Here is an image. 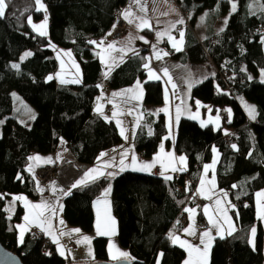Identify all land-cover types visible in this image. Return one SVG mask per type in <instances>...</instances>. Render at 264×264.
<instances>
[{
    "label": "trees",
    "instance_id": "1",
    "mask_svg": "<svg viewBox=\"0 0 264 264\" xmlns=\"http://www.w3.org/2000/svg\"><path fill=\"white\" fill-rule=\"evenodd\" d=\"M127 0H41L47 18V36L33 32L27 19L42 18L35 0H5V14L0 17V243L16 254L22 264H71L56 253L43 252L40 236L29 232L21 243L16 225L23 210L18 203L8 216L5 199L24 195L38 197V184L26 171L33 154L54 151L62 140L72 157L81 164H92L98 154L122 142L115 125L94 114V98L101 89L118 88L132 82L142 55H129L103 78L92 38L103 35L111 26L118 6ZM182 13H199L218 4L219 14L229 11L230 2L236 11L229 12L227 24L217 32L189 43L185 56L190 63L210 59L216 72L194 85L191 101L210 105L227 114L223 127H201L194 120L177 122L173 150L186 157V168L178 177L166 180L154 174L124 170L110 182L100 177L94 182L70 189L62 199L64 221L84 233L92 229V200L111 183L110 203L117 223V241L127 250L126 264H153L160 252L159 264H179L183 251L170 243L166 231L179 210L191 203L200 166L210 159V149L219 153L215 169L219 189L228 193L233 203L235 230L214 238L209 264H261L264 230L254 212V193L264 187V82L257 75L264 71V0L260 9L250 13V0H174ZM261 28L262 32H257ZM49 44L68 49L76 59L80 80L58 84L46 80L57 71V61ZM31 55L10 65L19 54ZM182 61L181 53L171 52ZM243 69V70H242ZM251 77V79H250ZM143 104L157 106L162 102L158 81L143 82ZM16 93L35 111L34 119L19 124L12 114L11 95ZM253 103L255 119L247 121L239 99ZM229 110V113L225 111ZM148 129L151 131L149 135ZM166 129L161 115L143 113L133 137V149L141 157L151 156L158 148ZM229 136L227 144L225 137ZM236 147L233 148L232 146ZM188 181V187H185ZM235 185V187H234ZM68 191V192H69ZM244 202V206L240 203ZM255 225L254 247L248 243ZM50 248L52 246L50 244ZM94 261H109L106 238H93ZM53 250V249H52Z\"/></svg>",
    "mask_w": 264,
    "mask_h": 264
},
{
    "label": "crops",
    "instance_id": "2",
    "mask_svg": "<svg viewBox=\"0 0 264 264\" xmlns=\"http://www.w3.org/2000/svg\"><path fill=\"white\" fill-rule=\"evenodd\" d=\"M126 2L127 4L120 8V16L128 25L125 34L119 39H111L110 35H108V33L112 32L113 30V27L111 26L103 35L91 39V41L96 42L92 44L97 54L103 78L107 77L112 69L122 61H124L127 56L140 53L142 55L141 61L138 63V70H141L143 73L142 77L135 75L130 84L122 87H103L100 91V94L97 95L107 98L109 111L107 113L103 111L104 105L100 104L96 100L97 96L95 97L92 106L93 113L101 116L105 120L112 122L120 135L121 128L124 129V135H121L122 142L116 146L100 152L95 158L94 162L87 165L78 163L72 157L64 142L62 140H59L54 151L47 154H33L30 156L39 157V160H33L30 159V157L28 158V162L25 168L26 171L30 174L34 173L39 167L43 165L56 164L58 166L56 175L50 182H48L46 185L37 186V188L39 187L40 189H43L42 192L38 191V197L32 200L24 195L11 196L10 201L12 202V204L10 205V208L7 205V198L5 199L4 203L8 216L12 215L16 203L22 206L23 213L20 221L16 225L17 235L21 231L18 226L25 227L23 235L29 232L30 228H35L36 230H38L40 235L51 244L54 253L67 260L71 264H85L94 261L92 241L93 238L96 237L106 238V254L109 261H117L111 259L110 251L111 254H116V250L119 249L120 251L127 253V250L122 248L117 241V223L113 216L110 203V182L118 173L121 172L119 169L121 153L125 151L127 152V158L125 159V164L127 165L132 164V156L134 155L137 160V167H139V165L142 163H152L155 157L160 156L167 169L163 171L162 175L161 163L157 161L150 170L134 171L132 170V167H128L125 170L154 174L160 177H172V174L174 172H183L179 170L171 171L172 167H176L177 169L183 168L185 170L187 164L186 157L182 154L176 153L172 148L176 135V109L178 106L181 108L180 118H188L194 120L199 126H201V124L203 123L204 126L210 125L213 129L221 128L223 134L229 133V130L223 127V122L219 118L217 110H214L210 105L204 104L198 100L191 101L190 97V91L194 85L207 78L214 77L216 70L212 62L210 61V59H206L205 61L200 63H190L183 56H185L187 47L190 42L195 40L199 42L200 39L217 32L225 25V20H227L228 13L232 12V3L234 2H230L228 13L221 15L219 14L218 4H215L211 9L203 10L199 13H182L175 1L172 0H141V3L146 8V12H140L139 7L135 3H133V0H127ZM125 9H131V11L136 16L145 17L152 25L151 29L145 28L138 31L135 27V23L129 24L123 18L122 13L125 11ZM165 12H167L168 14L161 15V13ZM202 17L204 18L203 21L201 20ZM181 19L184 20V23L177 24L176 28L171 30V35L177 41L180 40L179 32L181 30L184 32L183 43L182 45H179L181 47V50L176 51L172 47V43L168 40L167 35L160 37L158 41L157 32H164L166 29H168L171 23H175L176 21ZM178 26H181V29H178ZM130 37V47L134 49V51H128L123 55L122 60L121 54L119 52H111V54L109 55V53L105 51L109 43L118 42L116 44V47L120 48L128 43ZM139 37H143L144 39H139ZM145 40L147 41V43L144 42ZM101 41H103L102 45L100 43ZM153 45H155V50L161 53L162 59L157 60L155 58ZM165 52L168 53L167 56H163V53ZM171 52L181 53L183 60L180 61L172 58ZM101 56L104 57L103 63L101 61ZM145 64H148L149 67L145 68ZM165 67L169 70V75L172 77V83H175L177 85L175 90L172 88V85L170 83H167V77L163 75V69ZM149 68L152 70V72L156 73L161 78L150 79ZM189 78H191V80L193 81V85L191 88L188 87ZM52 79L55 81V83L58 84L77 83L73 81L80 80V71L79 74L73 73V75L67 72L63 74V76L55 75L52 77ZM61 81L64 82L62 83ZM145 81L160 82L162 88V102L160 105L149 106L143 104L142 85ZM258 81L264 82V79H258ZM138 83L140 85L139 88H137ZM174 91L175 95H173ZM114 93H122V95L114 96ZM133 96H138L139 99H132L131 97ZM197 102H199V106L197 105ZM239 103L245 113L247 121L253 120L249 118L246 108H243L241 98L239 99ZM244 105L251 106L247 103H244ZM225 111L229 113V110L225 109ZM114 112L117 115L114 116ZM143 113H149L154 117L161 115L164 119L166 129L165 136L160 140L157 150L147 158L141 157L133 149V137L138 125L140 124ZM193 116H195V119L191 118ZM118 120L121 122L119 125L117 124ZM149 131L150 129H148V132ZM165 137H168V139H165ZM162 144L163 150L161 149ZM212 147L210 149V159L207 162L201 164L198 178L194 186L193 198L199 200L200 206L197 207L192 202L186 203L184 205V209L188 208L195 210L191 214L192 219H189L190 214L188 212H185L186 223L184 227L178 230L170 226L166 231V236L169 239L170 243L182 249L184 253L183 258L179 264H185V261H190L191 264H209L210 248L214 238L227 236L229 235V232L232 233L236 228V224L232 215L233 203L230 201L228 193L223 189H219L217 185L215 169L218 163L219 153L215 147L214 148L216 151L213 152ZM102 153H105L106 155L101 157ZM167 153H172V156L168 157L164 155ZM181 156L185 157V160L183 162L179 160V157ZM105 162H111L112 166L107 168L103 167ZM205 165L210 166L207 172H205ZM30 166L31 171H29ZM94 168L98 169L99 171H103L105 175L100 177H107L110 182L101 192V194L92 200V229L89 233H84L79 228L70 226L64 221L62 216V199L65 196L64 193H67L70 189H72L73 184L84 177L85 172ZM108 173H115V175L109 176L107 175ZM202 178L204 180L203 186L201 185ZM188 184L189 182L185 181V187H188ZM109 188V194L107 195V197H104L103 193L106 189ZM198 189H201L203 194L198 192ZM260 192L261 190L259 189L254 193V212L257 218L258 215H256L255 199L257 197V193ZM18 196L24 197L25 199L14 200V197ZM217 200L221 202L219 206L216 203ZM25 202H27L29 205H36L45 202L50 206H53L54 212L45 213V215L49 218L50 230L52 233L51 235L45 234L39 227L28 224L25 221V216L29 214V209L25 207ZM205 207H207L208 209L207 214H205ZM220 209L226 210V215L229 218V222L225 221L223 215L219 211ZM209 217H212L214 223H209ZM258 220L261 224V219L258 218ZM60 221H63V223L61 224ZM201 222H205L207 224V227L205 229L200 228L199 224ZM98 225L100 231L114 232V234L99 235L97 233ZM47 226L48 225H46V227ZM190 226L191 230L195 233L193 235H189L187 232H185V229H188ZM76 229H78L79 231H73ZM61 232H64L65 235H60ZM204 232L209 233V237L204 238L205 243H210V247L208 248L206 256H201L200 254L193 252L190 257L187 245L190 244L203 250L205 245L201 244L200 236ZM53 237L56 238V242H54ZM84 237L88 238V242H84ZM175 237H179V240H177L176 243H173V239ZM180 241H185V246L182 247ZM110 243L115 246L111 250L109 247ZM262 251L264 261V240ZM159 261L160 252L157 253L153 264H159Z\"/></svg>",
    "mask_w": 264,
    "mask_h": 264
},
{
    "label": "snow or ice",
    "instance_id": "3",
    "mask_svg": "<svg viewBox=\"0 0 264 264\" xmlns=\"http://www.w3.org/2000/svg\"><path fill=\"white\" fill-rule=\"evenodd\" d=\"M35 3L38 6L37 9H36L37 11H39V10L44 8V5L41 3V0H35ZM133 3H135L139 7L140 12H146V8L141 3V0H133ZM6 7H7V4H6L5 0H0V17L4 16ZM262 10H264V8H262ZM235 11H236V4L232 3V12H235ZM45 13H46V10H45ZM167 14H168L167 12L161 13V15H167ZM122 16L129 24H134L135 23V27L137 28L138 31L139 30H143L145 28L151 29V27H152V25L149 23V21L145 17L136 16L131 11V9H125V11L122 13ZM203 19L204 18L202 17L201 20L203 21ZM28 22H29V24L32 23L31 17H29ZM183 23H184L183 19L178 20L175 23H171L169 25L168 29H166L164 32H157L158 41H159L160 37L167 35L168 40L172 43V47L176 51H180L181 47L179 45H182V43H183L184 32L182 30L179 32L180 40L177 41L171 35V30L175 29L177 24H183ZM225 24H227V20H225ZM115 27H116V25L113 26V30L115 29ZM45 28H46V22L42 23L40 25H33V29L38 31L40 36L46 35ZM221 31H223V29H221ZM108 35H111V32H109ZM139 39L143 40L144 38L143 37H139ZM144 42L147 43L146 40ZM262 42H264V38H262ZM90 43H96V42L95 41H90ZM100 43L102 45L103 41H101ZM117 43L118 42L109 43L107 45L105 51L108 52L109 55L111 54V52H119L121 54V60L123 59V55L126 54L128 51H134V49H132L130 47V45H131V37L129 38L128 43L125 44L124 46L120 47V48L116 47ZM153 49H154V52H155V58L157 60L162 59L161 53L155 50V45H153ZM29 55H31V53H25V57H27ZM66 55H70V53H66ZM167 55H168L167 52L163 53V56H167ZM22 59H23V57H22ZM101 61H102V63L104 62V57L103 56H101ZM12 67L13 68H18L19 65L13 64ZM144 67L148 68L149 66H148V64H145ZM163 75L165 77H167V83H170L172 85V88L175 90L177 85L175 83H172V77L169 75L168 68L165 67L163 69ZM262 76H264V71H262ZM149 78L150 79H160L161 77L159 75H157L156 73L152 72V70L149 68ZM49 79H52V77H49ZM250 79H251V77H250ZM61 82L63 83L64 81H61ZM73 82H79V81L76 80V81H73ZM195 82H199V81H195ZM192 85H193V81L191 80V78H189L188 87L191 88ZM139 87H140V85L138 83L137 84V88H139ZM126 91H132V90H126ZM166 94H167V89H166ZM113 95L114 96L122 95V93H114ZM173 95H175V91L173 92ZM131 98L132 99H139L138 96H133ZM197 105L199 106V102H197ZM245 108H246V110L248 112L249 118L250 119H255V115H256L255 108L252 107V106H248V105H245ZM98 111H99V109H98ZM113 115L115 116L117 114L114 112ZM180 115H181V108L178 106L177 109H176V121L177 122L179 121ZM32 118L34 119V116ZM191 118L195 119V116H193ZM120 123L121 122L118 120L117 124L119 125ZM201 126L202 127L204 126L203 123L201 124ZM121 135L122 136L124 135V129L123 128H121ZM149 135H151V131H149ZM125 139H126V137H125ZM165 139H168V137H165ZM232 147L235 148L236 146L233 145ZM161 149L163 150V144L161 145ZM215 151H216L215 148H213V152H215ZM104 155H106V154L102 153L101 157H103ZM164 155H166L168 157H171L172 153H167V154H164ZM126 158H127V152L125 151V152L121 153V158H120V161H119V169H120L121 172H123L128 167H132V170H134V171L150 170L155 165V163L157 161H159L161 163V168H162V173L161 174L162 175H163V171L167 170L166 166H165L164 162L161 160L160 156L155 157L154 161L152 163H142V164L139 165V167L136 166L137 165V160H136V157L134 155L132 156V164L131 165L125 164V159ZM30 159L39 160L40 158L39 157H30ZM179 160L181 162H183L185 160V157L181 156V157H179ZM111 166H112L111 162H105L104 165H103V167H105V168L111 167ZM209 167H210L209 165H205V172L208 171ZM177 170L184 171L183 168H180V169H177L176 167H172L171 168V171H177ZM29 171H31V166L29 168ZM103 175H105V173L103 171H99L98 169H95V168L94 169H90L87 172H85L84 177L82 179L78 180L75 184L72 185V188H76V187H79L81 185H86L87 183L94 182L96 179H98L100 176H103ZM107 175L114 176L115 173H108ZM164 178L166 180L172 179L171 176H164ZM213 180H214V178H213ZM203 184H204V180L202 178L201 179V185L203 186ZM234 187H235V185H234ZM37 190L41 191V192L43 191V189H40L39 187H38ZM109 192H110V188L106 189L105 192L103 193V196L107 197ZM198 192L203 194L201 189H198ZM64 194L68 195V194H70V191L67 192V193H64ZM257 197H258V218L264 220V203H261L260 199H259V198H264V192L257 193ZM2 198L3 197L0 196V199H2ZM24 199H25L24 197H19V196L18 197H14V200H24ZM216 203L219 206V204L221 202L219 200H217ZM25 207L29 209V214L26 215L25 218H24L25 221L28 224H32V225H35L36 227H39L41 229V231L44 232L45 234L51 235L52 233H51V230H50L49 218H48V216L45 215V213L46 212H54L53 206H50L49 204H47L45 202H42L41 204H36V205H29L27 202H25ZM184 211L188 212L190 214L189 219H192L191 214L195 210L194 209L185 208ZM207 211H208V209H207V207H205V214H207ZM219 211L223 215V218L225 219V221L229 222V218L226 215V210L225 209H220ZM60 223L62 224L63 221H60ZM209 223H214L212 217H209ZM46 225H48V226L46 227ZM18 227L21 229V240H20V242L22 243L23 242V232L25 230V227L24 226H18ZM73 231L78 232L79 230L76 229V230H73ZM255 231H256V229L253 228L252 229L253 236L255 235ZM185 232H187L189 235L195 234L191 230V226L188 229H185ZM97 233L99 235H113L114 234V232H108V231L102 232V231H100L99 225L97 227ZM230 234H231V232H229V235ZM60 235H65V233L61 232ZM205 237H209V233L208 232H204L200 236L201 244L205 245L203 250H201L200 248L195 247L193 245H190V244L187 245L190 257H191V254L193 252L198 253L201 256H206L208 248L210 247V243H207V244L205 243V239H204ZM170 238H172V237H170ZM53 240H54V242H56V238L55 237H53ZM83 240H84V242H88V238L87 237H84ZM177 240H179V237H175L173 239V243H176ZM250 243H252V241H250ZM180 244L183 247V246H185L186 242L185 241H180ZM109 247H110V250H111L115 246L110 243ZM110 256H111L112 260H125V261H127L129 259V254L126 253V252H122L119 249L116 250V254H111V251H110ZM185 264H191V262L190 261H185Z\"/></svg>",
    "mask_w": 264,
    "mask_h": 264
},
{
    "label": "rangeland",
    "instance_id": "4",
    "mask_svg": "<svg viewBox=\"0 0 264 264\" xmlns=\"http://www.w3.org/2000/svg\"><path fill=\"white\" fill-rule=\"evenodd\" d=\"M260 7H261V3H260L259 0H250L249 5H248V11L250 13H253V12L257 11L258 9H260ZM45 10H46L45 7L40 10V11H42V18L40 20H34L31 17L32 23L29 24V22H28L29 18H28L27 19V24L29 25L30 29L33 32L39 34L38 31L33 29V25H40V24L46 22V28H45L46 35H44V36H47L48 18H47V12L45 13ZM49 48L53 51L54 58L57 61V71L54 74H50L49 76H47L46 80H50L49 77H53L55 75L63 76V74H65L66 72L69 73V74H72V75H73V73L79 74L78 63H77L76 59L74 58V56L72 55L70 50L59 48V47H56V46H54L52 44H49ZM263 51H264V46H263ZM25 53H31V52L29 50L22 51L19 54L18 59L14 60V61H11L10 65L11 66L13 64H17L18 65L20 61H23L24 59H26L27 57L30 56L29 55V56L25 57ZM66 53H70V55H66ZM22 57H23V59H22ZM257 78L259 80L264 79V76H262V71L258 73ZM241 102H242L243 108L245 107L244 103L245 104L247 103V104H249L251 106H254L253 103H251V102H249V101H247V100H245L243 98H241ZM11 107H12V114L17 119L19 124H25V122L27 120L32 119V117L35 116L34 109L29 104L24 102L21 99V97L19 95H17L16 93H12V95H11ZM1 124H2V120H0V126H1ZM213 148L214 147H212V149ZM56 167H57V170H58V166L57 165H56ZM57 170H56V172H57ZM56 172H55L53 178L55 177ZM260 190H261V192H264V187L261 188ZM259 199H260L261 203H264V198H259ZM7 200H8L7 201V205L10 208V205L12 204V202L10 201V197L7 198ZM255 200H256L255 201V203H256V215H258V197H256ZM4 208H5V205H4ZM261 226H262V228L264 230V220H262V219H261ZM253 228H255V225L252 227V229ZM252 229H251L250 238H249V245L253 248L254 247V236L252 234ZM20 233H21V231L18 234V236H19L18 237V241L21 238V234ZM263 240H264V237H263ZM250 241H252V243H250ZM261 264H264V261Z\"/></svg>",
    "mask_w": 264,
    "mask_h": 264
},
{
    "label": "built area",
    "instance_id": "5",
    "mask_svg": "<svg viewBox=\"0 0 264 264\" xmlns=\"http://www.w3.org/2000/svg\"><path fill=\"white\" fill-rule=\"evenodd\" d=\"M172 1H174V0H172ZM125 4H127V2H125L122 5L118 6L117 10L115 11V13L113 15L112 27L114 25H116V27L111 32V35H110L111 39H119L120 37H122L125 34L126 29L128 27L127 23L120 16V8L122 6H124ZM178 29H181V26H178ZM257 32H262V29L258 28ZM96 100L100 104L104 105L103 111L105 113H107L109 111V105H108L107 98L104 97V96H97ZM218 116H219V118L222 121H225L227 119V114L222 112V111L218 112ZM225 139H226L227 144H229L231 142L228 135L225 137ZM56 170H57L56 164L43 165V166L39 167L32 174V177H33V179H34L36 184H38V185H46L49 181H51V179L53 178ZM172 176L174 178H177L178 177V173L174 172L172 174ZM193 195H194V186L192 187V191L190 193V198L189 199L191 200V202L194 205L199 207L200 206V202H199L198 199H194ZM244 205H245L244 202L240 203V206H244ZM183 207L179 210V212L177 213V215L174 217V219L171 222V226L174 227L175 229H178V230L183 228L185 223H186V214H185V211H184ZM199 226H200V228L205 229L207 227V224L205 222H201L199 224ZM29 233L32 236H40V233L35 228H30ZM41 241H42V246H43V252L47 253V254H53L54 251L50 248V243L45 238H43Z\"/></svg>",
    "mask_w": 264,
    "mask_h": 264
},
{
    "label": "water",
    "instance_id": "6",
    "mask_svg": "<svg viewBox=\"0 0 264 264\" xmlns=\"http://www.w3.org/2000/svg\"><path fill=\"white\" fill-rule=\"evenodd\" d=\"M127 261L125 260H117V261H92L90 263L85 264H126ZM0 264H22L19 257L5 248L0 243Z\"/></svg>",
    "mask_w": 264,
    "mask_h": 264
}]
</instances>
